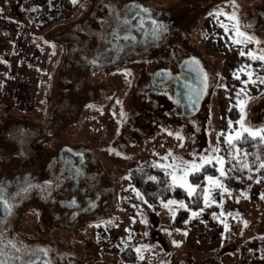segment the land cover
Wrapping results in <instances>:
<instances>
[{"label": "rangeland", "instance_id": "1", "mask_svg": "<svg viewBox=\"0 0 264 264\" xmlns=\"http://www.w3.org/2000/svg\"><path fill=\"white\" fill-rule=\"evenodd\" d=\"M12 1L0 0V7L10 16L4 21L8 22L7 28L0 30V115H3L0 133L3 129V134H10L5 129L14 130L21 117L40 121L38 102L45 93L51 96V101L58 100L53 87L57 75L50 76L49 91L45 80L46 72L52 68L50 64L59 53L68 56L100 53L102 74L93 77L86 74L80 80L78 73L71 71L65 96L60 98L64 105L57 106L65 109L57 112V121L54 119L56 124L60 117L67 122L58 126L54 140L44 144L51 151L64 144L71 147L83 157L84 169L90 174H85L83 180L88 177L96 188L103 183L102 187L107 189L102 199L110 191V213L114 215L115 225L106 229L112 231V238L120 239L115 249L136 239L138 242L133 246L141 249L144 259L137 262V257L135 263L153 264L149 253H153L155 244L145 231L165 232L178 220L179 226L174 229L178 251L193 257L194 264H264V199L261 198L264 170L256 171L252 182L242 190L228 191L231 196L227 192L221 196L219 189L214 190L212 197L216 203L209 207L202 201L200 208L186 214L179 212L185 209L172 206L176 212L174 218L163 203L174 199L187 205L185 198L170 197L162 201L158 197L153 202L159 208L153 210V206L144 202L146 199L140 191L150 177L147 172L158 169L164 174L154 167L164 163L160 157L172 152L190 161V153L206 154L210 146L216 145L217 134L228 131L229 121L234 128L238 127L235 124L240 119L238 98L246 101L245 123L254 128L264 127V84L257 81L245 88L242 81H248V75L241 71L250 65L247 71H253L255 79L264 76V65L239 54L242 46L232 44V32L226 35L220 26L230 25L225 16H209L210 12L221 9L227 14L235 12L240 30L261 41L248 44L243 50L259 53L264 50V0H177L179 7L188 8L192 14L161 45L148 47L145 56L120 60L121 55L114 61L103 49L111 43L108 27L118 19L112 9L116 10L123 0H77L75 4L72 0H44L42 7L34 5L33 12L31 8L29 12L24 9L16 21L8 9ZM161 1L165 5L172 0ZM60 3L67 5L61 8ZM133 49L122 47L118 53L124 54L126 50L139 53ZM157 72L168 75V79L156 80ZM234 74H239V79ZM204 75L207 87L202 80ZM194 76L200 80V86L194 88V93L189 88L188 109L182 101L185 94L179 83L184 78L185 86ZM155 81L161 84L155 85ZM241 89L245 92L238 97ZM12 90L18 91L17 94ZM14 132L10 137L16 145L30 135L29 130ZM177 133L183 137V147L175 138ZM8 150L9 145L0 141V165L12 162ZM213 175L219 177L218 172ZM168 182L167 177L161 187ZM136 192L144 199H139ZM241 193H246L247 198ZM192 212L200 214L191 218ZM178 213L182 215L177 217ZM214 213L217 219L213 218ZM151 217H157L159 223H150L147 219ZM221 221L227 224V231ZM168 236L169 233L164 235L171 248Z\"/></svg>", "mask_w": 264, "mask_h": 264}, {"label": "flooded vegetation", "instance_id": "2", "mask_svg": "<svg viewBox=\"0 0 264 264\" xmlns=\"http://www.w3.org/2000/svg\"><path fill=\"white\" fill-rule=\"evenodd\" d=\"M36 1L40 3L44 0H13L8 8L9 12H13L12 19L16 21L20 18L24 9H28L29 12L31 8L33 12ZM153 2L123 0L116 7L115 13L119 14L118 19L108 27L107 32L111 43L103 49L107 57H112V61L121 55L120 60L147 55L144 52H147L148 47L161 45L166 37L192 14L188 8L179 7L177 0L165 5L161 0H157L155 4ZM132 5H138L148 11L140 12L138 8L131 7ZM42 6L43 4L39 5ZM4 14L0 7V30L3 27L7 28L8 25V22H4L7 21L8 11ZM125 18L129 23L121 24L120 21ZM141 19L144 21L143 28L139 27ZM151 20L165 25L166 30L154 34ZM124 36L130 39L125 40ZM122 47L134 48L133 50L139 53L126 50L124 54H119L118 51ZM100 58L101 54L95 52L80 56L59 53L54 62L50 64L47 61L52 68L46 72L45 81L48 80V85L45 88L48 91L51 89L50 76L55 73L57 78L53 87L57 94L55 98L58 100L51 101V96L45 93L42 101L38 102V109H41L42 115L40 121L35 122L28 119L29 117L25 119L21 117L15 129H23L25 132L29 130L30 135L22 138L20 145H16L14 139L10 137L15 129L6 128V131L10 130V134H3L4 131L1 129L0 141L9 145L7 155L10 154L13 158L9 164L0 165L2 200L10 205L8 211L0 204V249L3 250V259L7 260L8 264H26L28 260L37 261L38 264H136L141 260L138 258L136 262L138 255L135 248L138 246H133L138 242L136 239L115 249L120 239L112 238V231L106 229L115 225V221L112 220L114 215L112 211L110 213L112 207L109 204L110 191L106 198L102 199L107 189L102 187L104 184L101 183L100 187L96 188L88 177L83 180L85 174L90 176L87 169H84L83 157L65 144L54 148L53 151L46 150L48 147L44 144L54 140L58 126H64L67 122L65 118L60 117L59 123L56 124V115L58 111L65 109L57 106L64 105L60 98L63 99L65 96L66 83L72 74L71 71L78 73L80 80L81 76L86 74L90 77L98 73L102 74L104 69H100V66L102 67L98 62L101 61ZM155 75L156 80L161 79L160 82L168 79V75L161 72ZM171 81L172 79L168 82ZM160 82L155 81V85L161 84ZM183 84V82L179 83V87L183 88ZM199 86L200 80L194 76L189 88L194 90ZM79 87L80 85L78 89ZM74 88L77 89V85ZM12 92L17 94L18 91L12 90ZM2 116L0 115V121ZM54 162L55 165L52 166ZM147 174L156 177V180L148 179L144 186L140 187V191L149 205H157L151 202L160 197V178L158 173L153 171ZM134 178L139 181L137 177ZM101 187L102 192H100ZM146 192L149 194L146 195ZM147 220L153 224L159 223L157 217ZM175 222L171 223V230L165 232L145 231L148 234L147 238L155 244L153 253H149L153 264H194L193 257L190 258L185 252H179L178 246H175L178 242L176 243L174 229L179 226L178 220ZM166 232L169 233L168 241L170 240L171 248L165 241ZM9 242L15 244V248H19L20 251L17 252L15 248L9 246ZM148 243L151 244L149 241ZM39 249H46L47 256L40 253ZM26 252L32 255H26Z\"/></svg>", "mask_w": 264, "mask_h": 264}, {"label": "snow or ice", "instance_id": "3", "mask_svg": "<svg viewBox=\"0 0 264 264\" xmlns=\"http://www.w3.org/2000/svg\"><path fill=\"white\" fill-rule=\"evenodd\" d=\"M72 3H77V0H72ZM233 6L234 3H233ZM111 9V5L108 6ZM131 7H136L139 9L140 12L147 13V9L140 8L138 5H132ZM112 11H115V9H112ZM119 15V14H117ZM209 16L219 17V16H225V18L230 21L229 24H220L222 28L225 30V34L227 35L229 31L232 32L231 37V43L234 45L242 46L240 50L241 56H247L249 59L253 61H260L262 65H264V50H261L259 53L253 52L251 50L245 52L243 50L244 47H246L248 44H260L261 41L257 40L255 37L247 35L245 32L240 30L239 20L235 12H232L231 14H227L223 12V10H219L215 13L210 12ZM121 24H128L129 20L125 18L124 20L120 21ZM150 23L153 26V33L154 34H160L163 33L166 30V26L162 24H157L155 20H151ZM139 27H144V21L141 19L139 21ZM247 27H251V25H247ZM123 39L128 40L130 37L124 36ZM192 63L196 64V61H193ZM251 66L248 65L245 68L241 69L242 72H246L248 75V81H242V83L245 84V88L247 87L248 83L255 84L257 81L260 84H264V76H257L255 79H253L254 72L253 71H247V68H250ZM126 75H128L126 73ZM236 79H239V74H234ZM202 80L204 82V86L207 87L206 81L207 76L204 75L202 77ZM245 89H241L240 92L237 93V96L239 97L241 93H244ZM246 94V93H245ZM199 97V93H197V98ZM119 103V101H118ZM195 103V101H194ZM246 105V101L242 99H237V106L240 109V119L235 122L238 127H233V122L229 121L228 124V131L222 132L217 134V143L214 146H210L208 150H206V154L204 153H190L192 156V159L190 161L184 160L182 157L174 156L172 152H169L166 156L160 157L164 163H157L154 165V167L161 169L164 171V174L166 177H168V188L171 190H175V188L179 187L184 190L187 197L193 201L197 199H203V203L205 207H209L212 204L216 203L215 199L212 197V192L216 189L220 190V195L223 196L224 193H228L229 196H231V193L228 192V190L225 188L221 178L228 179V173L231 171H244L249 170L251 171V165L248 162L249 153L244 151L242 148L239 147L240 144L246 143L248 141L256 142L260 145H264V127L261 128H254L245 123V112L244 108ZM123 115V114H122ZM169 135H173V133H169ZM220 137H223V142L225 145H227V151L228 155L227 158L224 156L219 155L221 151L220 147ZM175 138L180 141V147H183V137L180 136L178 133L175 134ZM254 156V159L252 161V164L255 165V170L257 172H260L264 170V158H261L258 154H252ZM225 164H231V168H225ZM207 168H214L215 172L219 173V177L214 176L213 174H207L206 169ZM204 174V180L200 183H193L190 182L189 177H195L200 174ZM151 180H156V177H149ZM248 179H252L251 176L248 177ZM257 183H260V180L256 181ZM135 191V190H133ZM136 196L143 200V196L139 192L135 193ZM242 196L247 198L246 193H241ZM2 188H0V204H2L3 208L5 210L10 211V205L6 202H3L2 200ZM264 199V196L261 197ZM147 203V201H144ZM176 206L179 209H185L188 210V205L184 203V201H177L174 199L168 200L166 203H163V207L168 209L169 212H171L173 218L176 215V212L173 210L172 206ZM151 207V205H149ZM201 211H203L201 209ZM200 213L198 212H192L191 218H196ZM223 216L224 214L221 213ZM228 215H231L230 213ZM213 218L217 219L218 217L216 214H213ZM224 223V221H221ZM247 224L245 223V227ZM99 227V225H97ZM225 231L228 230V226L226 223H224ZM185 236H187V233H184ZM175 244V242H174ZM9 246L15 248V244L9 242ZM175 246H179L178 244H175ZM17 252L20 251L19 248H15ZM43 255L47 256V250L46 249H39L38 250ZM137 252L139 259H144L142 255H140L141 249L137 248L135 249ZM26 255H32L30 252H26ZM4 253L3 250L0 249V264H8L7 260L3 259ZM19 259V257H17ZM26 264H38L37 261L34 260H28Z\"/></svg>", "mask_w": 264, "mask_h": 264}, {"label": "trees", "instance_id": "4", "mask_svg": "<svg viewBox=\"0 0 264 264\" xmlns=\"http://www.w3.org/2000/svg\"><path fill=\"white\" fill-rule=\"evenodd\" d=\"M66 1V0H65ZM68 3V2H67ZM67 3L61 4V8H65ZM44 4L43 2L38 3L36 1L35 5L39 6ZM221 147V151H220V155L224 156L225 158H227L228 155V151H227V145L222 144L220 145ZM240 148H242L244 151L248 152L250 155L248 157V162L251 165V171L249 170H244V171H231L228 173L229 178L228 179H224L222 178V182L225 186V188L228 191H238V190H242L247 184H249L250 182H252L253 177L255 176L256 170H255V165L252 164V161L254 159V156L252 154H258L261 158H264V145H260L256 142L253 141H248L246 143H242L239 145ZM232 165L231 164H225V168H231ZM155 171L158 173V176L160 177L161 180V184L163 185V183L165 181H167V177L165 176V174L162 175V173L160 172V170L155 169ZM207 174H214L215 173V169L214 168H207L206 169ZM160 173V175H159ZM251 176L252 179H248V177ZM189 180L193 183H200L201 181L204 180V174H200L198 176L189 177ZM161 193H160V200L165 201L167 198L170 197H175V198H185V201L188 205V210H179V212H184L187 214V212L189 211H195L198 208H200L201 204H202V198L201 199H197L195 201L193 200H188L187 195L184 193L183 190H180L178 187L175 188V190H171L168 188V185L161 187ZM154 204V202H151ZM153 208H159L158 205H153ZM182 214L178 213L179 217Z\"/></svg>", "mask_w": 264, "mask_h": 264}, {"label": "crops", "instance_id": "5", "mask_svg": "<svg viewBox=\"0 0 264 264\" xmlns=\"http://www.w3.org/2000/svg\"><path fill=\"white\" fill-rule=\"evenodd\" d=\"M183 80H184V78H182L181 79V81L183 82ZM191 82V81H190ZM189 81H187L186 83H185V86H184V84H183V92H184V98H182V101H183V103H185V105H187V108L189 109V107H190V99H191V97H190V95H189V83H190ZM184 83V82H183ZM192 92H193V90H191ZM192 98H193V95H192ZM184 99V100H183ZM192 101V100H191Z\"/></svg>", "mask_w": 264, "mask_h": 264}, {"label": "water", "instance_id": "6", "mask_svg": "<svg viewBox=\"0 0 264 264\" xmlns=\"http://www.w3.org/2000/svg\"><path fill=\"white\" fill-rule=\"evenodd\" d=\"M193 93H194V90H193Z\"/></svg>", "mask_w": 264, "mask_h": 264}]
</instances>
